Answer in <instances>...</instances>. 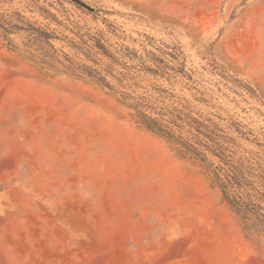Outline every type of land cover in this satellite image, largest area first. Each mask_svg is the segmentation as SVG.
<instances>
[{
  "label": "rangeland",
  "instance_id": "rangeland-1",
  "mask_svg": "<svg viewBox=\"0 0 264 264\" xmlns=\"http://www.w3.org/2000/svg\"><path fill=\"white\" fill-rule=\"evenodd\" d=\"M0 264H264V0H0Z\"/></svg>",
  "mask_w": 264,
  "mask_h": 264
},
{
  "label": "trees",
  "instance_id": "trees-1",
  "mask_svg": "<svg viewBox=\"0 0 264 264\" xmlns=\"http://www.w3.org/2000/svg\"><path fill=\"white\" fill-rule=\"evenodd\" d=\"M192 151H193V150H192ZM193 153H194V154H196V155H198V154H197V153H195L194 151H193Z\"/></svg>",
  "mask_w": 264,
  "mask_h": 264
},
{
  "label": "water",
  "instance_id": "water-1",
  "mask_svg": "<svg viewBox=\"0 0 264 264\" xmlns=\"http://www.w3.org/2000/svg\"><path fill=\"white\" fill-rule=\"evenodd\" d=\"M77 1V0H76Z\"/></svg>",
  "mask_w": 264,
  "mask_h": 264
}]
</instances>
